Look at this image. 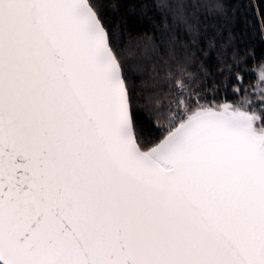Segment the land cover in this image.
<instances>
[{
    "label": "snow or ice",
    "instance_id": "snow-or-ice-1",
    "mask_svg": "<svg viewBox=\"0 0 264 264\" xmlns=\"http://www.w3.org/2000/svg\"><path fill=\"white\" fill-rule=\"evenodd\" d=\"M158 8L166 90L103 0H0V264H264V87L209 102L222 5ZM216 55L239 82L240 57Z\"/></svg>",
    "mask_w": 264,
    "mask_h": 264
},
{
    "label": "trees",
    "instance_id": "trees-1",
    "mask_svg": "<svg viewBox=\"0 0 264 264\" xmlns=\"http://www.w3.org/2000/svg\"><path fill=\"white\" fill-rule=\"evenodd\" d=\"M158 2L159 0H103V18L106 26L118 38L123 37L122 47L128 62L141 64L143 79L149 85L155 81L157 87L166 90L169 87L164 78L167 66L154 60L150 50L146 51L149 41L159 45L161 33L165 31V18L158 8ZM219 3L222 5L221 11L207 21L215 24V29L208 28V33L216 38V50L209 52L207 57L200 56L207 63L217 84V91L212 92V77L209 78L207 97L209 102L215 103L234 99L237 94L233 88L240 87L242 92L243 82L247 83L253 70L264 64V23L256 11L259 7L260 12L264 13V4L260 0H219ZM201 46L207 47L203 41ZM217 52L230 65L235 63L234 55L240 57L237 66L241 83L236 80L235 68L230 80L224 78L225 73L218 70L220 61ZM145 133H150L147 137L149 142L158 135L147 126Z\"/></svg>",
    "mask_w": 264,
    "mask_h": 264
},
{
    "label": "rangeland",
    "instance_id": "rangeland-1",
    "mask_svg": "<svg viewBox=\"0 0 264 264\" xmlns=\"http://www.w3.org/2000/svg\"><path fill=\"white\" fill-rule=\"evenodd\" d=\"M262 68H264V64L258 66L257 68H255L252 73V76L250 78V80H248L247 83L243 82V88L248 90V94H249V98L253 100L254 103L258 104L259 103V92H260V88L264 87V81L260 80V74L262 71ZM242 80L239 81V83H241ZM240 96L243 95V91L239 94ZM238 99V96L235 95L234 99H231L229 101H222L220 103H224V102H232L235 103ZM164 127H167V122H164Z\"/></svg>",
    "mask_w": 264,
    "mask_h": 264
}]
</instances>
